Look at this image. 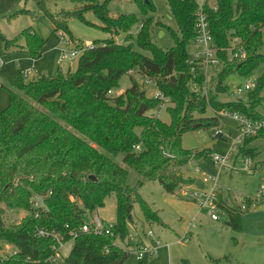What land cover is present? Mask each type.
Segmentation results:
<instances>
[{"label":"trees","instance_id":"obj_1","mask_svg":"<svg viewBox=\"0 0 264 264\" xmlns=\"http://www.w3.org/2000/svg\"><path fill=\"white\" fill-rule=\"evenodd\" d=\"M33 1L52 32L61 31L69 41L76 43L68 20L78 18L88 23L84 19L87 12L102 22L100 28L110 37L93 41L84 49L75 70L58 68L54 76H33L22 80L18 89H8L9 104L0 112V249L10 244L15 251L0 254V264H48L50 257L57 256L58 242L38 237L37 227L59 233L63 243L72 241L60 264H122L132 244L129 224L133 204L140 203L145 219L156 215L129 185V171L138 175L137 186L157 180L165 192L173 193L182 182L176 172L189 161L182 135L197 120L195 113H204L209 106L252 118L262 115L256 108L262 98L264 71L245 99L222 102L217 94L227 90L223 81L229 74L249 75L264 65V0H211L206 4L212 39L222 61L211 88L206 87L201 69L195 66L192 72L189 62L196 0H166L176 24L173 28L157 22L173 39L167 49L150 38L153 19L147 13L154 10L151 0H137L143 18L134 13L111 16V0H71L81 4L61 11V19L47 9V0ZM26 2L16 0L18 7L8 18L28 15ZM136 25L133 42L114 40L113 35L130 32ZM233 38L238 40L235 46L231 44ZM0 39L6 50L24 52L32 58L40 54L46 41L31 27L14 38L0 33ZM134 44L148 55L136 50ZM133 73L153 80L168 98V122L149 112L161 100L148 96ZM124 75L129 76L130 85L112 96ZM210 117L206 127L217 124L218 115ZM213 137L222 138L219 134ZM258 137H248L243 143ZM250 151L239 146L242 154L252 156ZM206 154V150L201 153ZM110 196L117 215L111 224L112 234L82 232L79 227L88 214L102 207ZM216 197L224 224L240 230L250 199L230 201L221 193ZM5 208L27 213L20 220L5 223ZM224 258L229 257L218 262Z\"/></svg>","mask_w":264,"mask_h":264},{"label":"rangeland","instance_id":"obj_2","mask_svg":"<svg viewBox=\"0 0 264 264\" xmlns=\"http://www.w3.org/2000/svg\"><path fill=\"white\" fill-rule=\"evenodd\" d=\"M147 2L148 0H141ZM154 10H149L147 16L152 17L150 24V38L160 47L167 49L173 44V39L168 30L157 23L163 22L165 25L176 27L175 21L170 14L166 0H151ZM81 3L71 0H47L46 7L54 15L61 19V11H71L79 7ZM16 0H0V33L14 38L24 28L31 27L41 38L46 39L38 56L32 58L27 53L16 50H6L4 43L0 39V112L9 104V88L14 87V81L18 74L28 69L32 72L28 76H21L26 80L33 76L45 74L54 76L59 69L62 71L75 70L77 60L84 49L93 41H100L110 37V34L100 28L102 22L91 12L85 13V22L78 18L68 20L70 29L75 42L68 41L61 31L52 32L49 21L37 13V6L33 0H27L24 8L29 9L28 15L19 14L8 18V15L17 8ZM111 16L120 13H134L140 18L142 14L137 0H112L109 4ZM37 13V15H35ZM35 15V16H33ZM138 25L134 26L130 32H120L113 35L118 43L133 42ZM132 34V35H131ZM133 36V37H131ZM136 50L148 55V52L136 47ZM79 50L76 56L64 59L59 62L62 52L70 53ZM192 45L188 47L189 57L194 55ZM222 68L218 63L209 68L205 78L206 87L211 88L216 84V75ZM264 71V65L254 70L249 75L229 74L223 83L227 84V90L217 94L219 101H234L237 98L246 97V92L241 94L234 93L236 86H244L246 82L257 80ZM135 75V73H133ZM136 79L143 83L148 96L151 95L153 86L144 82V77L135 75ZM214 78V80H212ZM2 84V86H1ZM130 85L128 75H124L119 81V86L110 93L116 96ZM214 92V91H213ZM261 95V102L257 110L264 114V88ZM153 110L149 111L152 112ZM223 109H211L206 107L204 113H195L197 120L193 123L198 124L196 128L185 131L182 135V146L189 150L186 156L189 161L181 166L176 172L181 184L173 193H167L157 180L146 181L137 186L138 175L134 171H129L128 183L136 188L142 199L155 211L156 215L145 219L139 202L133 204L132 221L129 224L130 238L132 244L127 247L128 258L122 264H264V192L259 193V186L264 182V172L259 168L264 163V137L252 138L247 143H241L250 151L253 164L257 170L246 173L240 170V163L245 154L239 153L237 157H232L225 167L213 164L212 155L224 154L228 151L232 141L237 137V122L229 116L218 115ZM218 115L217 124L206 127V122L210 116ZM159 117L169 121V114L163 108L160 110ZM218 128L223 131L222 138L213 136ZM206 150V155L201 153ZM237 153V148L233 149ZM255 154V155H254ZM121 159V155L118 156ZM234 165V168H231ZM204 177L208 179L206 186L214 185L215 195L219 193L228 196L230 201L234 198L240 201L249 198V207L245 209L241 216V229L235 230L224 224L225 216L221 211H217L218 220L211 219L205 211H201L199 204L193 199L192 193L198 189L196 180L201 181ZM213 180L216 183L213 184ZM230 196V197H229ZM229 201V202H230ZM253 204L256 206L253 207ZM23 209L9 210L4 209V222L9 223L20 220L26 215ZM98 216L101 219L113 224L116 221V206L113 196L108 197L104 205L88 217ZM152 231L160 241L155 253L144 255L142 259L137 257L138 246L149 245L151 240L146 233ZM129 241V240H128ZM118 243V242H117ZM124 247L123 243H118ZM72 245L69 240L62 244L59 254L56 256V263L60 264L63 257L68 254ZM9 253L15 251L10 245L7 249ZM224 258L221 262L218 259Z\"/></svg>","mask_w":264,"mask_h":264},{"label":"built area","instance_id":"obj_3","mask_svg":"<svg viewBox=\"0 0 264 264\" xmlns=\"http://www.w3.org/2000/svg\"><path fill=\"white\" fill-rule=\"evenodd\" d=\"M197 7L195 9V21H194V29H195V36L192 39L191 45L194 48V55L192 58L189 57V62L192 64L191 71L193 72L195 66L201 69L205 78L208 75L209 68L215 64L221 63V59L217 55V47L213 42L209 21L207 18V13L205 11L206 4L211 3V0H196ZM69 41V40H68ZM237 39L233 38L231 40L232 46H235L237 43ZM79 50H73L70 53L62 52L59 56V62H62L64 59H69L76 56L77 53H80ZM83 52V50H82ZM81 52V53H82ZM32 72V69H28L22 73V75L28 76V74ZM131 72V71H130ZM144 82L152 85L153 90L150 96L153 98H157L161 100V103L152 111V115L158 116L160 110L165 108L166 104L168 103V98L165 97L154 85L153 80L150 78L144 77ZM255 86V80L246 82L244 86H236L234 93L241 94L244 91L251 90ZM195 87V85H194ZM196 90V87H195ZM247 93V92H246ZM223 116H229L234 121L237 122V137L232 141L231 146L229 147L228 151L224 154H213V164L220 167H225L228 165V162L231 161L232 157H237L239 152L240 144L248 137H258L260 134H264V114L260 117H249L243 113H240L235 110L225 109L220 114ZM215 134L223 135V131L221 128H218ZM237 148V153H233V149ZM231 168H234V165H231ZM259 168L264 172V163L260 164ZM240 170L246 173L252 174L257 170V166L253 164L251 157L247 154L242 158L240 163ZM208 183V179L204 177L200 181V185H198V189L194 190L192 193V197L196 200L199 204L200 210L205 211L208 215H210L211 219L218 220L219 216L217 215V211H220V208L217 204V197L215 195L216 187L214 185L206 186ZM213 184L216 183V180H213ZM264 192V182L259 186V193ZM37 204V202L35 203ZM264 204V203H263ZM256 204H253V207ZM242 209H245L246 206L242 205ZM111 224L107 221L101 219L98 216H91L80 225L79 229L84 233H92V234H112L110 231ZM35 234L38 237L43 238H50L58 242L59 250L62 247L63 241L62 237L59 233L44 228V227H37L35 230ZM151 240L149 245H142L138 246L137 249V257L142 259L144 255H151L155 253L156 249L159 247L160 241L154 235L152 231H148L146 233ZM10 247V244H5L0 249V254L2 253H9L7 249ZM48 264H57L56 263V256L50 257L48 259Z\"/></svg>","mask_w":264,"mask_h":264},{"label":"crops","instance_id":"obj_4","mask_svg":"<svg viewBox=\"0 0 264 264\" xmlns=\"http://www.w3.org/2000/svg\"><path fill=\"white\" fill-rule=\"evenodd\" d=\"M110 2H112V0L110 1ZM24 52H22V54H23ZM26 54V53H25ZM22 80H24V79H22V77H21V75L20 74H18L17 76H16V78H15V81H14V87H15V89H18V85L19 84H21V83H23L22 82ZM255 155V154H254ZM197 181H199V180H196V183H197ZM200 182V181H199ZM198 185H200V183H198ZM254 207H252V209H253Z\"/></svg>","mask_w":264,"mask_h":264},{"label":"water","instance_id":"obj_5","mask_svg":"<svg viewBox=\"0 0 264 264\" xmlns=\"http://www.w3.org/2000/svg\"><path fill=\"white\" fill-rule=\"evenodd\" d=\"M197 126H198V124H194V125L192 126V128H196ZM90 178H92V179H93V178H94V176H90ZM198 183H200V182H199V181H197V184H198Z\"/></svg>","mask_w":264,"mask_h":264}]
</instances>
